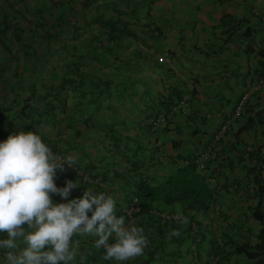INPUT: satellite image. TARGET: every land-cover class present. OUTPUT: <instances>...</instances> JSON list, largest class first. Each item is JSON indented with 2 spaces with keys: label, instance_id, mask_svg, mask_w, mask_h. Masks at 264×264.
Masks as SVG:
<instances>
[{
  "label": "crops",
  "instance_id": "obj_1",
  "mask_svg": "<svg viewBox=\"0 0 264 264\" xmlns=\"http://www.w3.org/2000/svg\"><path fill=\"white\" fill-rule=\"evenodd\" d=\"M175 1L0 0V142L36 131L53 153L75 160L78 174L57 169L54 178L77 183L69 199L103 192L114 197L117 216L136 186L127 166L157 182L205 154L195 171L218 214L212 204L183 212L178 202L136 214L126 224L143 227L149 243L125 264H252L234 248L254 243L260 227L251 213L256 179L264 182V0ZM224 15L235 17L234 32L224 33ZM106 18L119 26L117 36L100 24ZM244 92L241 113L215 138ZM177 97L187 99V113L149 127L147 119ZM95 239L73 237L80 241L73 264H116L102 259ZM217 239L221 254L208 250Z\"/></svg>",
  "mask_w": 264,
  "mask_h": 264
},
{
  "label": "clouds",
  "instance_id": "obj_2",
  "mask_svg": "<svg viewBox=\"0 0 264 264\" xmlns=\"http://www.w3.org/2000/svg\"><path fill=\"white\" fill-rule=\"evenodd\" d=\"M54 153L32 130L18 131L0 142V233L6 234L0 238V249L5 251L6 264H73L80 245L74 236L96 237L94 247L105 250L102 259L116 264L143 255L149 243L144 228L135 222L126 224L124 216L116 215L113 196L85 189L82 197L68 199L78 187L68 178L62 181L65 187H57H61L54 182L57 169L67 177L80 171L64 168L65 163L74 166L71 155L61 158ZM185 160L198 167L195 159ZM52 194L67 202L54 203ZM177 219L187 222L179 215Z\"/></svg>",
  "mask_w": 264,
  "mask_h": 264
},
{
  "label": "trees",
  "instance_id": "obj_3",
  "mask_svg": "<svg viewBox=\"0 0 264 264\" xmlns=\"http://www.w3.org/2000/svg\"><path fill=\"white\" fill-rule=\"evenodd\" d=\"M100 24L107 25L111 36L118 35L115 32L119 29V26L116 25L114 20L106 18L105 20L101 21ZM221 25H224V33H232L237 26V21H235V17L231 15H224L221 17ZM120 30H122L124 33L127 32L126 28L122 27L121 22ZM247 32H250V30L246 29L244 31V33ZM259 52L264 54V48L260 49ZM180 98L181 97H177L170 103V105L177 102ZM169 106L168 108L165 107L162 112L167 113ZM128 156L125 155L127 160L129 158ZM127 167L129 168V173L127 176L130 177L128 181L136 180V186L134 185L135 188L124 198L125 203L122 207L120 215L125 217V221L127 219L132 220L136 214L151 212L150 210L156 212L160 211V205L171 202H178L183 212H186L189 209L199 210L207 208L210 204H212L216 211H219V206L215 205L212 192L208 190V187L204 182V178L200 177L195 171L196 167L193 161H189L183 166L176 167L174 173L169 174L164 180L157 182H150L140 172L137 173L136 170L131 171L130 167ZM69 174V177H74L76 175L75 172H69ZM186 175L188 176L186 177ZM256 184L257 201L253 205L251 213L260 224V227L256 232V240L251 245H235L234 250L236 253H242L244 256L252 259V264H264V182L257 178ZM57 187L62 188L65 187V185L61 183V187L58 185ZM58 195L59 194H52V197H54L55 203H62L61 201L57 200ZM72 195H74V192H72ZM66 202L67 200H65L63 203ZM129 207L136 208L128 211L127 209ZM88 215L91 216V212H89ZM156 215L157 217L161 218L158 213H156ZM193 234L190 233L189 235L188 233L190 236L189 239H195ZM213 239L214 238H210L209 243H212ZM182 240L183 239H181L180 242ZM223 249V246L217 239L215 246L210 245L208 250L213 252V254H221Z\"/></svg>",
  "mask_w": 264,
  "mask_h": 264
},
{
  "label": "built area",
  "instance_id": "obj_4",
  "mask_svg": "<svg viewBox=\"0 0 264 264\" xmlns=\"http://www.w3.org/2000/svg\"><path fill=\"white\" fill-rule=\"evenodd\" d=\"M246 97H247V93L245 92L237 99V101H236V103H235V105L231 111V113H232L231 117L225 118L220 123L219 128H218L217 132L215 133V138H220L224 134V132L228 130L232 118L240 112V110L242 109V107L244 105ZM187 111H188V101L185 97H181L177 102L172 103L169 106L167 113L159 112L156 114V116L149 117L147 120V123L151 128H156L158 125L164 123L165 119L167 117H170L173 112H178V113L184 115L187 113ZM54 154L58 155L61 158H64L61 155V153H54ZM205 157H206L205 154H200V156L195 159V162L198 165V167H203V160L205 159ZM185 162H188V160H185ZM64 168H68V170L73 171L74 166H69L68 164L65 163ZM58 199L61 202L65 201V199H63L60 195H58ZM135 208L136 207H133V208L129 207L127 210L131 211L132 209H135Z\"/></svg>",
  "mask_w": 264,
  "mask_h": 264
},
{
  "label": "rangeland",
  "instance_id": "obj_5",
  "mask_svg": "<svg viewBox=\"0 0 264 264\" xmlns=\"http://www.w3.org/2000/svg\"><path fill=\"white\" fill-rule=\"evenodd\" d=\"M139 1V3L141 4V5H143V6H146L147 5V0H138ZM172 3H176V1L175 0H170ZM145 10H146V8H145ZM97 18V17H96ZM195 24V26H196V23H194ZM191 26V24H188V27H190ZM161 52H163V50L161 49ZM179 60L184 64V65H187V66H191L192 64H191V62L190 61H188V58L187 57H180L179 58ZM164 63H162V64H157L156 65V67H158V68H156L155 70L156 71H158L157 72V74H160V73H162V69H163V67L161 66V65H163ZM164 66V65H163ZM171 78V77H170ZM108 87H105L104 88V91L107 89ZM110 89L112 90V87H110ZM152 94L153 95H155L156 94V90H152ZM33 98H34V100H35V98H36V96L35 95H33ZM102 98H103V96L102 97H100V100H102ZM97 101L99 102V97L97 98ZM97 102V103H98ZM113 135H114V133H113ZM118 154L116 153V156H117ZM144 172H146V173H148V169H147V167H144ZM188 175H186V177H187ZM186 180V179H185ZM214 212H215V214H218V211H216V210H214ZM198 245H200V243H198ZM206 246V245H205Z\"/></svg>",
  "mask_w": 264,
  "mask_h": 264
}]
</instances>
